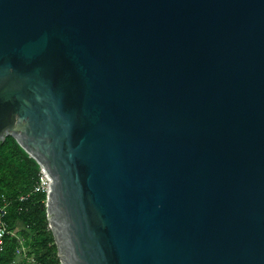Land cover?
I'll return each instance as SVG.
<instances>
[{
	"label": "water",
	"instance_id": "water-1",
	"mask_svg": "<svg viewBox=\"0 0 264 264\" xmlns=\"http://www.w3.org/2000/svg\"><path fill=\"white\" fill-rule=\"evenodd\" d=\"M9 136L61 264H264V0H0Z\"/></svg>",
	"mask_w": 264,
	"mask_h": 264
},
{
	"label": "trees",
	"instance_id": "trees-1",
	"mask_svg": "<svg viewBox=\"0 0 264 264\" xmlns=\"http://www.w3.org/2000/svg\"><path fill=\"white\" fill-rule=\"evenodd\" d=\"M39 165L28 153L9 136L0 144V195L16 198L20 193L31 189L38 177ZM45 195H36L28 203V209L17 212V203L9 207L7 221L24 239L27 253L34 262L15 253L19 245L15 237L6 239V247L0 257V264H61L57 245L51 229L48 228L46 211L41 200ZM23 226L20 228L19 226Z\"/></svg>",
	"mask_w": 264,
	"mask_h": 264
},
{
	"label": "built area",
	"instance_id": "built-area-1",
	"mask_svg": "<svg viewBox=\"0 0 264 264\" xmlns=\"http://www.w3.org/2000/svg\"><path fill=\"white\" fill-rule=\"evenodd\" d=\"M52 180L48 173L41 167H39L38 177L33 183L31 189L28 191L20 193L16 198H11L10 196L1 194L0 195V257L3 254L6 247V239L15 237L19 245L15 249V253L19 256H23L31 261H34L27 253L26 246L24 244L23 237L16 231L12 230L9 227L7 221V215L9 207L13 203H17V212L22 213L28 209V203L36 195H45V198L41 200L42 205H46L48 196L51 190ZM48 228L50 229L49 222ZM16 261H13L12 264H15Z\"/></svg>",
	"mask_w": 264,
	"mask_h": 264
},
{
	"label": "rangeland",
	"instance_id": "rangeland-1",
	"mask_svg": "<svg viewBox=\"0 0 264 264\" xmlns=\"http://www.w3.org/2000/svg\"><path fill=\"white\" fill-rule=\"evenodd\" d=\"M19 227L22 228L23 226L20 225ZM22 258H23V257H19L18 260H17V262L19 263V262L21 261ZM31 258H32V257H31ZM17 262H16V263H17ZM32 262H34V261H32Z\"/></svg>",
	"mask_w": 264,
	"mask_h": 264
}]
</instances>
